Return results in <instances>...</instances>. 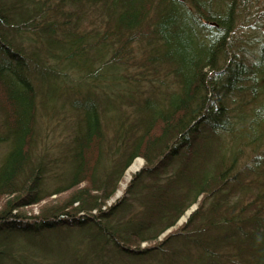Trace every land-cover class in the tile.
<instances>
[{
  "label": "trees",
  "instance_id": "16d2710c",
  "mask_svg": "<svg viewBox=\"0 0 264 264\" xmlns=\"http://www.w3.org/2000/svg\"><path fill=\"white\" fill-rule=\"evenodd\" d=\"M0 264H264V0H0Z\"/></svg>",
  "mask_w": 264,
  "mask_h": 264
},
{
  "label": "rangeland",
  "instance_id": "374dc122",
  "mask_svg": "<svg viewBox=\"0 0 264 264\" xmlns=\"http://www.w3.org/2000/svg\"><path fill=\"white\" fill-rule=\"evenodd\" d=\"M251 51H252V50H251V48L249 47V52H251ZM52 137L54 138L55 143H59V144H60V142H59V139H60L61 142L68 144V139L66 138V136L63 135V137H61L60 135H58V132L52 134ZM135 160H140V161H141L140 164H139V166H138V168H137L135 171H133V172L131 171V172H129V173H128V171H127V169H128L129 167L126 169V171H125V173H124V177H123L122 181L120 182L121 188L117 190L116 196H115L112 200H114V199L117 198V197H120V196L123 194V191H124V189H125V185H126V183L128 182V180L130 179L129 174H132V173L138 171V170L143 166V160H142V159H140V158L138 157V158H135L134 161H135ZM134 161H133V162H134ZM133 162H132V163H133ZM125 182H126V183H125ZM112 200H111V201H112ZM28 209H29V210L31 209L30 212H32V213H36V212H37V207H36V206H33V207H31V208H28ZM183 220H185V218H184V217H181V218L179 219L178 223L176 224V227H174L173 230H175L176 228H178V226L181 224V222H182Z\"/></svg>",
  "mask_w": 264,
  "mask_h": 264
},
{
  "label": "bare ground",
  "instance_id": "6f19581e",
  "mask_svg": "<svg viewBox=\"0 0 264 264\" xmlns=\"http://www.w3.org/2000/svg\"><path fill=\"white\" fill-rule=\"evenodd\" d=\"M140 162H141L140 160H135V161L129 166V168L127 169L128 173L131 172V171H132V172L135 171V170L138 168ZM129 177H130V174H129Z\"/></svg>",
  "mask_w": 264,
  "mask_h": 264
}]
</instances>
